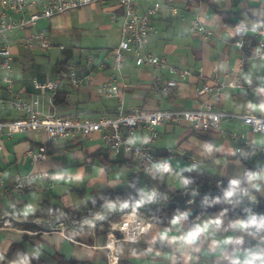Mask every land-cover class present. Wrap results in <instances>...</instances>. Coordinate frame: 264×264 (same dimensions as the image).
Masks as SVG:
<instances>
[{
  "label": "crops",
  "instance_id": "crops-1",
  "mask_svg": "<svg viewBox=\"0 0 264 264\" xmlns=\"http://www.w3.org/2000/svg\"><path fill=\"white\" fill-rule=\"evenodd\" d=\"M148 6L157 8L152 18L157 31L149 35L145 51L164 56L169 63L187 68L190 74L181 77L179 74L158 71L164 78L177 81L171 92L165 93L153 87L154 71L150 65H136L130 56L127 57L118 78L120 85L123 82L121 94L125 109H194L209 99L208 95L198 92L204 83L217 85L224 82L226 85L214 97L219 110L242 113L251 108L254 113L264 116V108L259 103V99L264 97L258 98L254 94L258 83L264 80V60L251 56L256 39L264 36V28L243 36L228 35L242 20H264V0L138 1L139 9L144 10ZM171 7H176L179 14H171ZM122 16L123 8L115 1L94 0L80 8L56 14L49 20L39 21L35 28L12 32L15 91L28 98L34 93L31 85L33 78L49 80L59 75L61 83L55 94L51 97L49 93H43L42 107L45 111L61 116L81 113L92 119L102 114H114L117 99L98 95L96 85L112 70V61L104 54L119 43ZM196 17L211 31L208 38L192 29V21ZM248 27H251V23H248ZM38 30L45 33L48 48L40 49L35 45L30 49L20 45L19 38ZM239 37L245 39L247 63V73L243 77L247 86L243 88L230 85L243 54V50L233 43ZM89 56L94 58L90 67L92 78L79 88L72 87L61 62H66L67 68L74 62L78 71L83 72L86 71L85 61ZM198 73L201 77H197ZM249 77L252 78L251 84L246 82ZM0 95L8 96V92L0 89ZM15 116L17 114L11 110L0 114V118ZM222 127L224 133L199 132L187 124L159 123L156 125L158 137L153 151L162 152L167 147L179 146L184 151L181 157L168 156L173 169L178 171L179 168L195 164L198 169L226 180L244 169H254L258 163L264 164V158L249 148L243 150L255 154L250 159L227 155L235 148L230 131L245 133L255 145L264 143V133L252 132L239 120L224 121ZM142 132L140 128L134 138L138 139ZM46 142V136L41 131L16 134L5 139L0 151V177L8 188L13 185L17 174L32 170L45 171L49 175L48 179L41 180L37 190L25 194L0 189V254L4 255L0 264H9V261L16 259L17 253H31L38 245H43L42 255L39 259H32L31 264H108L107 249L104 247L107 235L111 231L120 235L118 228L126 215L112 213L107 219L95 223L94 228L82 223L102 210L92 208L89 205L91 199L105 190L128 188L131 178L139 187L162 190L168 199L160 200V213L150 216L140 213L152 218L150 229L137 241L118 242V264H153L152 259L140 253L147 247V240L156 228H163L174 212L179 210L176 205L167 207L174 196L180 192L183 196L187 192L179 187L178 179L165 176L159 180L153 179L149 173H140L128 155L112 154L99 133L80 138H61L48 143L45 162H31L24 156L27 148ZM206 143L222 147L223 151L207 154L204 152ZM256 195L258 204L253 208L257 213L264 212V193ZM28 205L34 209L33 214L26 218L17 215ZM219 210L207 214L215 215ZM200 212L193 213L190 219H195ZM241 215L240 209L229 212V218L235 219ZM30 219H45L49 225L57 220L58 223L47 228L36 223L21 222ZM157 221L160 223L157 224ZM26 224L37 228H25ZM154 264L167 262L157 258ZM200 264H206L203 258Z\"/></svg>",
  "mask_w": 264,
  "mask_h": 264
},
{
  "label": "built area",
  "instance_id": "built-area-1",
  "mask_svg": "<svg viewBox=\"0 0 264 264\" xmlns=\"http://www.w3.org/2000/svg\"><path fill=\"white\" fill-rule=\"evenodd\" d=\"M94 0H0V89L8 92V96L0 95V114L7 110L14 111L17 116L0 118V151L4 147L6 138L16 134H27L31 132H44L46 140L55 142L58 139H70L87 137L93 133H99L108 150L112 154L124 153L134 162L140 173H149L152 164L169 160V155L184 154L179 146H170L162 152H154L158 132L156 125L159 123L187 124L194 131L221 132L224 121L239 120L247 125L252 132L264 133V116L258 115L248 108L245 112L236 113L219 110L215 98L220 94V88L226 84L220 82L217 85L204 83L199 89L200 94L208 95L209 99L201 102L200 106L194 109L173 110L167 108H155L151 110L143 108H124V101L121 94L123 82L118 81L123 63L127 57H131L136 65L148 64L153 68L152 85L155 89L165 93H170L177 85L174 79L164 78L158 71L163 70L169 74H179L181 77L189 75L187 68L177 67L167 61L159 54L145 51V44L150 34L157 30L152 23L153 15L157 13V8L148 6L144 10L138 8L139 0H112L123 8L122 22L120 26L119 43L112 49L105 52V58L112 61L110 74L96 85V93L105 97L116 98L117 108L112 115L102 114L96 119L89 118L81 113L61 116L42 107L43 93L47 92L52 97L57 91L61 77L55 76L49 80H39L33 78L31 81L34 93L26 98L15 91V79L13 77V53L11 33L35 28L39 21L51 19L54 15L77 9L92 3ZM171 14H179L176 7H171ZM237 25V24H236ZM192 29L201 32L204 38H208L211 31L207 29L198 17L192 21ZM20 45L26 48L36 47L46 49L49 42L43 31H35L19 38ZM243 54L239 60V68L234 74L231 86L237 88L246 87L243 77L247 73L246 53H244L245 39L236 38L233 42ZM260 49L257 54L256 49ZM251 56L255 59L264 57V36L258 37L255 47L251 51ZM93 56H89L85 61L86 73L80 74L74 62L68 65L67 79L74 88H79L87 83L91 78L90 67L94 63ZM262 60V59H261ZM197 77H201L198 73ZM213 98V99H212ZM142 129L138 139L135 134ZM235 142L236 149L249 148L258 152L264 158V143L255 145L245 135V133L232 130L229 133ZM148 138L147 143L143 140ZM134 139V144H129L128 140ZM24 156L31 162H45L48 158L46 144L41 143L34 147H29L24 152ZM172 165V163H171ZM173 167V166H172ZM49 175L45 171H27L17 174L13 185L8 188L4 180L0 177V189H9L20 194L35 191L39 188L41 180L48 179ZM220 184V181H218ZM84 222V221H83ZM152 218L139 215L136 218L125 216L121 220L119 230L120 235L109 232L107 242L104 247L107 249L108 264H118L120 255L119 241H137L145 235L151 226ZM143 229V231H141Z\"/></svg>",
  "mask_w": 264,
  "mask_h": 264
},
{
  "label": "clouds",
  "instance_id": "clouds-1",
  "mask_svg": "<svg viewBox=\"0 0 264 264\" xmlns=\"http://www.w3.org/2000/svg\"><path fill=\"white\" fill-rule=\"evenodd\" d=\"M248 23H251V27H248ZM261 28H264V20H242L228 35L243 36L256 33ZM256 52L259 54L260 49L257 48ZM261 59L264 60V57ZM246 82L251 84L252 78L249 77ZM254 94L258 98L264 97V80L258 83ZM259 103L264 108V99H259ZM147 142L148 138H145L143 143ZM128 143L134 144L135 141L129 139ZM221 151L222 147L212 143L204 145V152L207 154ZM227 155L250 159L255 154L234 148ZM193 171H198L195 164L179 168L177 171L169 161H162L152 164L149 174L153 179L159 180H163L165 176H175L179 187L188 190L194 180L184 173ZM129 187L135 190L134 197L105 200L102 210L95 213L92 220L86 221L88 226L94 228L96 221H103L115 212L136 218L140 215L141 208L158 203L161 199H168L166 194L156 188H137L135 184H130ZM257 193H264L262 163H258L254 169H244L230 177L227 185L220 187L219 194H205L200 200L201 212L195 219H190L193 215L190 208L176 210L163 228H156L140 255L152 259L153 264L157 258L165 260L167 264H200L202 258L206 264H264V213H257L253 208V205L258 204ZM197 196L198 189L191 188L188 202L195 203ZM216 205H221L219 212L215 215L207 214V209ZM236 209H240L242 215L235 219L229 218V212ZM33 212L32 206L28 205L17 215L26 218ZM159 223L160 221H157V224ZM42 249L43 245H38L31 253H17L16 259L9 261V264H31L32 259L40 258ZM2 260L4 255L0 254V261Z\"/></svg>",
  "mask_w": 264,
  "mask_h": 264
},
{
  "label": "trees",
  "instance_id": "trees-1",
  "mask_svg": "<svg viewBox=\"0 0 264 264\" xmlns=\"http://www.w3.org/2000/svg\"><path fill=\"white\" fill-rule=\"evenodd\" d=\"M61 64L64 67V68L62 67V69L64 71H67L68 68H67V66H65L66 62H61ZM86 72L87 71H83V72H79V73L82 74V73H86ZM48 143H51V142L50 141L46 142V148H47ZM184 175L189 176L194 180L193 185L190 186V188L187 190V192L183 196H182L181 192L178 193L176 196H174V198L171 199V201H169L167 203V207H171V206L176 205L177 208L181 211L185 210L186 208H190L193 213L200 212L201 211V209H200L201 198L205 194H209V193L212 195L219 194L220 187L226 186L227 182H228V180L220 179L217 176L210 174L207 170H204V169H198V171H193L191 173L185 172ZM218 181H220V184H218ZM130 184H135V186L137 188H139V186L135 183V180L133 178H131ZM218 185H220V187H218ZM193 187L198 189L199 196L195 197V203H191V204L185 203V202L189 201V199H190L189 192L191 191V188H193ZM160 192L163 193L162 190H160ZM135 195H136V192L132 187L118 188V189H115L113 191L105 190V191H102L101 193H99L97 196H95V198L91 199L89 205L92 206V208L102 209L101 207L103 206L105 200H115L118 198H119V200H124V199H128L129 197H134ZM260 202L261 201L259 200V203ZM160 204L161 203L158 202V203H155L153 205L152 204L147 205V207L145 206V208L140 209V213H143V214L145 213L149 216L158 214L161 212L158 209L159 208L158 205H160ZM219 208H221V205H216L214 207L208 208L207 212L215 210V209H219ZM261 213H264V212L262 211ZM27 227L37 228V226L31 225V224H26L25 228H27Z\"/></svg>",
  "mask_w": 264,
  "mask_h": 264
},
{
  "label": "water",
  "instance_id": "water-1",
  "mask_svg": "<svg viewBox=\"0 0 264 264\" xmlns=\"http://www.w3.org/2000/svg\"><path fill=\"white\" fill-rule=\"evenodd\" d=\"M92 219H93V216L86 218V220L82 223V225L87 224L86 221L92 220ZM21 222L36 223V224H40L41 226H44V227L49 228V227L56 226V224L58 223V220L54 224H50V225L49 224H46V220L45 219H41V220L40 219H30V220H23ZM98 222H100V221H96L95 223H98Z\"/></svg>",
  "mask_w": 264,
  "mask_h": 264
},
{
  "label": "rangeland",
  "instance_id": "rangeland-1",
  "mask_svg": "<svg viewBox=\"0 0 264 264\" xmlns=\"http://www.w3.org/2000/svg\"><path fill=\"white\" fill-rule=\"evenodd\" d=\"M54 59V58H53Z\"/></svg>",
  "mask_w": 264,
  "mask_h": 264
}]
</instances>
